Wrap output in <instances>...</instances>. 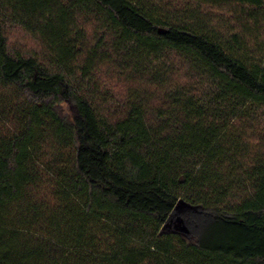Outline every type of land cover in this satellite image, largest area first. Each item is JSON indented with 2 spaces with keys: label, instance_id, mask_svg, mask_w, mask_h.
<instances>
[{
  "label": "trees",
  "instance_id": "16d2710c",
  "mask_svg": "<svg viewBox=\"0 0 264 264\" xmlns=\"http://www.w3.org/2000/svg\"><path fill=\"white\" fill-rule=\"evenodd\" d=\"M0 264H264V0H0Z\"/></svg>",
  "mask_w": 264,
  "mask_h": 264
},
{
  "label": "rangeland",
  "instance_id": "374dc122",
  "mask_svg": "<svg viewBox=\"0 0 264 264\" xmlns=\"http://www.w3.org/2000/svg\"><path fill=\"white\" fill-rule=\"evenodd\" d=\"M8 39H9V45L12 49H19L21 51L37 50L36 44L32 40H30V38L26 37L19 30H10ZM104 81L107 85L106 87L110 90V92H112V94L117 98V100H122V98L125 97L126 84L122 80H118L115 78L114 79L106 78L104 79ZM183 213L181 214L178 213L176 217L173 218V222L176 228L177 227L180 228L182 226L181 221H183V216H182ZM193 214L195 215V212H193ZM191 216L193 215L191 214ZM197 221H198V218H195V223ZM199 221L201 223L202 220H199ZM169 226L170 225L166 224L163 229L166 230L169 228Z\"/></svg>",
  "mask_w": 264,
  "mask_h": 264
}]
</instances>
